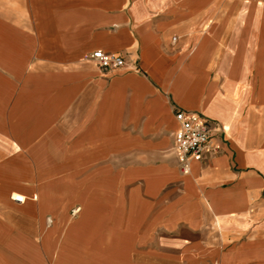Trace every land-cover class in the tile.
<instances>
[{
    "label": "crops",
    "instance_id": "0c3cea01",
    "mask_svg": "<svg viewBox=\"0 0 264 264\" xmlns=\"http://www.w3.org/2000/svg\"><path fill=\"white\" fill-rule=\"evenodd\" d=\"M0 264H264V0H0Z\"/></svg>",
    "mask_w": 264,
    "mask_h": 264
},
{
    "label": "built area",
    "instance_id": "2783aa9c",
    "mask_svg": "<svg viewBox=\"0 0 264 264\" xmlns=\"http://www.w3.org/2000/svg\"><path fill=\"white\" fill-rule=\"evenodd\" d=\"M91 61L103 70H116L126 65V59L117 54L98 50L92 53ZM178 129L174 134L175 151L179 165L184 173H188L190 165L198 160L210 147L213 138L214 124L199 113L177 111ZM18 201L23 199L17 197Z\"/></svg>",
    "mask_w": 264,
    "mask_h": 264
}]
</instances>
